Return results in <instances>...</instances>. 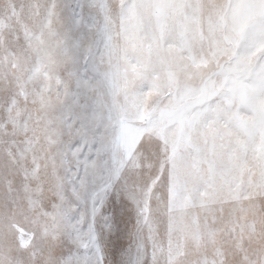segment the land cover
I'll return each instance as SVG.
<instances>
[{"label": "snow or ice", "instance_id": "6c2138e0", "mask_svg": "<svg viewBox=\"0 0 264 264\" xmlns=\"http://www.w3.org/2000/svg\"><path fill=\"white\" fill-rule=\"evenodd\" d=\"M0 264H264V0H0Z\"/></svg>", "mask_w": 264, "mask_h": 264}]
</instances>
